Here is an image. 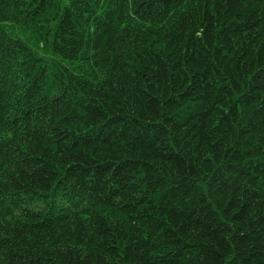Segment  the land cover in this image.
Returning <instances> with one entry per match:
<instances>
[{
  "label": "trees",
  "instance_id": "obj_1",
  "mask_svg": "<svg viewBox=\"0 0 264 264\" xmlns=\"http://www.w3.org/2000/svg\"><path fill=\"white\" fill-rule=\"evenodd\" d=\"M0 264H264V0H0Z\"/></svg>",
  "mask_w": 264,
  "mask_h": 264
}]
</instances>
